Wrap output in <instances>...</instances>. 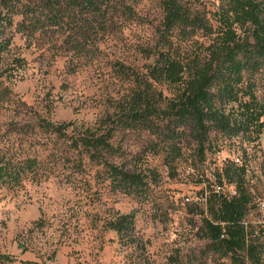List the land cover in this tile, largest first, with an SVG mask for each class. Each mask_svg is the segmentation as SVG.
<instances>
[{"label": "rangeland", "instance_id": "rangeland-1", "mask_svg": "<svg viewBox=\"0 0 264 264\" xmlns=\"http://www.w3.org/2000/svg\"><path fill=\"white\" fill-rule=\"evenodd\" d=\"M59 1L58 25L44 17L57 10L56 0H12L11 9H4L13 16L7 29L9 54L20 62L2 81L8 93L0 104V151L23 168L37 158L38 173L30 171L18 182L0 181V264H239L208 248L204 220L220 184L218 174L235 162L245 167L253 195L246 223L264 245L259 207L264 201V127L262 133L213 140L205 158L192 143L175 160L163 150L151 151L154 139L147 132L121 134L116 140L122 146L120 160L149 176V190L142 196L113 190L100 166L40 124L94 125L133 93L137 76L146 75L154 60L145 50L154 44L162 22V0H108V25L97 37L82 23L89 15ZM183 1L208 17L221 4ZM26 7L42 22L17 28ZM177 32L175 46L183 55L195 56L202 43H209L203 34L181 39ZM76 39L85 46L73 45ZM252 84L264 103V73L256 74ZM225 181L227 194L236 192ZM115 213L134 214L135 244L108 228Z\"/></svg>", "mask_w": 264, "mask_h": 264}, {"label": "trees", "instance_id": "trees-1", "mask_svg": "<svg viewBox=\"0 0 264 264\" xmlns=\"http://www.w3.org/2000/svg\"><path fill=\"white\" fill-rule=\"evenodd\" d=\"M11 1L0 0V104L8 93L3 78L20 62V58L16 60L9 54L12 38L7 29L13 25V16L4 9H11ZM64 1L69 9L90 16L82 23L96 37L106 30L108 0ZM57 4L59 0L53 5L57 10L44 17L58 25L62 13ZM162 6L163 19L156 28L154 44L145 50L148 57L154 58L153 63L146 75L137 76V88L130 96L118 100L114 111L94 125L51 121L40 124L42 130L69 140L82 158L85 156L107 173L113 190L128 195L147 194L149 176L121 162L122 146L116 145L119 135L147 132L154 139L151 151L163 150L175 160L192 143L200 158H205L213 148V140L262 133L264 127V103L255 95L252 84L256 74L264 73V0H221L211 17L183 0H162ZM21 14L24 21L17 28L42 22L29 7ZM176 32L181 39L203 34L209 43H202V50L195 56H186L175 46ZM73 45L85 46L78 39L73 40ZM88 57L93 56L89 53ZM37 167V158L28 159L23 168L20 161L0 151V181L4 183L18 182L30 171L37 175ZM225 179L235 185L236 194L229 197L214 193L210 200L209 218L204 220L208 248L230 255L239 264H264L260 236L250 231L245 222L253 204L245 167L229 162L218 174L220 184ZM107 225L127 244L137 242L134 214L115 213Z\"/></svg>", "mask_w": 264, "mask_h": 264}, {"label": "built area", "instance_id": "built-area-1", "mask_svg": "<svg viewBox=\"0 0 264 264\" xmlns=\"http://www.w3.org/2000/svg\"><path fill=\"white\" fill-rule=\"evenodd\" d=\"M214 191H215V194H217L219 196H229V197H231V196L236 194V192H233L232 194H229V193L227 194V192L225 191L224 186H222L221 184H217L215 186V190ZM259 207L264 211V201L260 202ZM246 225H248V224L246 223Z\"/></svg>", "mask_w": 264, "mask_h": 264}]
</instances>
